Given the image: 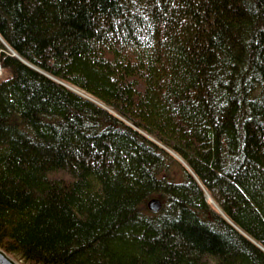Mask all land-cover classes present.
Returning <instances> with one entry per match:
<instances>
[{
    "label": "trees",
    "instance_id": "16d2710c",
    "mask_svg": "<svg viewBox=\"0 0 264 264\" xmlns=\"http://www.w3.org/2000/svg\"><path fill=\"white\" fill-rule=\"evenodd\" d=\"M0 65L1 248L264 264V0H0Z\"/></svg>",
    "mask_w": 264,
    "mask_h": 264
},
{
    "label": "water",
    "instance_id": "95a60500",
    "mask_svg": "<svg viewBox=\"0 0 264 264\" xmlns=\"http://www.w3.org/2000/svg\"><path fill=\"white\" fill-rule=\"evenodd\" d=\"M161 206H162L161 201L158 198L153 197L148 201V207L154 213L159 212ZM0 264H23V263L16 256H14L11 253H8L7 251H5L3 248L0 247Z\"/></svg>",
    "mask_w": 264,
    "mask_h": 264
},
{
    "label": "bare ground",
    "instance_id": "6f19581e",
    "mask_svg": "<svg viewBox=\"0 0 264 264\" xmlns=\"http://www.w3.org/2000/svg\"><path fill=\"white\" fill-rule=\"evenodd\" d=\"M206 191L208 192L207 197H209V199H212L214 202H216L218 204V206L220 207V200L217 196H215L214 194L211 193V191L208 189V187H205Z\"/></svg>",
    "mask_w": 264,
    "mask_h": 264
},
{
    "label": "rangeland",
    "instance_id": "374dc122",
    "mask_svg": "<svg viewBox=\"0 0 264 264\" xmlns=\"http://www.w3.org/2000/svg\"><path fill=\"white\" fill-rule=\"evenodd\" d=\"M6 75H8V73L6 74ZM2 76H5V73H4V75L2 74ZM205 195H206V197H207V195H208V192L206 191V189H205ZM154 198H157V197H154ZM207 200H209L216 208H220L219 206H218V204L216 203V202H214L212 199H209V197H207ZM17 257V256H16ZM18 258V257H17ZM19 259V258H18ZM20 260V259H19ZM20 261H22V260H20ZM22 263H23V261H22ZM24 264V263H23Z\"/></svg>",
    "mask_w": 264,
    "mask_h": 264
},
{
    "label": "built area",
    "instance_id": "2783aa9c",
    "mask_svg": "<svg viewBox=\"0 0 264 264\" xmlns=\"http://www.w3.org/2000/svg\"><path fill=\"white\" fill-rule=\"evenodd\" d=\"M3 71H2V68H1V65H0V76L2 75Z\"/></svg>",
    "mask_w": 264,
    "mask_h": 264
}]
</instances>
